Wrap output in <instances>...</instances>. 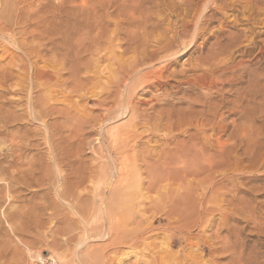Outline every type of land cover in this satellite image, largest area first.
Here are the masks:
<instances>
[{
    "label": "rangeland",
    "instance_id": "1",
    "mask_svg": "<svg viewBox=\"0 0 264 264\" xmlns=\"http://www.w3.org/2000/svg\"><path fill=\"white\" fill-rule=\"evenodd\" d=\"M7 1L10 3V0H0V33L2 35H0V254H5L6 256L3 257L4 260L0 258V264H4L6 261V264H74L73 256L71 257L74 251L80 257L85 258L92 249L93 251H99L111 245V241L116 239L115 234L109 232L108 237L99 238L105 221L102 222L103 219L99 214L97 215L98 218H93L92 216V211L95 212L96 208H99V206L101 208L103 204L105 206L106 198L110 193L108 190L109 181H102L99 178L100 174L98 175L99 170L97 172V169L103 166L104 162L110 165L106 157H101L106 155L104 144L108 145L107 133L114 128L126 126L128 123L130 129L133 124L131 129L133 130V135L134 133L137 134L133 136L134 140L131 137L129 140H126L128 141L126 142L127 145L125 142H122L121 146L124 144L125 147L122 146L124 148L122 151L124 154L126 153L125 155L128 153L130 159L136 157L134 165L138 164L139 166H136L137 170L131 179L133 181L130 182V185H136V188L131 187V192L136 191L142 197H136L135 200V197L133 198L134 211L132 218H130L129 222L123 223L125 226H121V237H125L130 242L124 246L118 245V248H116L119 252L117 253L112 252L115 249V246L112 245L109 248L110 250L108 249L109 251L106 250L101 254L96 253L100 260L97 264H104L106 260H109V264H149L150 261L152 262V259L159 264L160 261L158 260H161L162 264L165 263L168 254H162L163 251L161 250L166 237L170 236L169 232L166 231L167 228H172V232L177 233L178 237H182V234L177 232L176 228L188 225V229L190 226V230L191 228L192 230H188L185 233L191 238H197L198 233L202 232V229H198L195 226L197 217L198 219L201 217L200 212V214H195L194 218L197 216L195 219L180 222L177 221L178 215L169 216L165 214L171 205L169 199L165 196L177 195V191L179 190L182 193L185 191V195H188V192H190L195 199H203L201 204L206 203L207 208L206 204L205 208L212 211H210V215L212 214V217L216 221L210 227L208 224V228L200 234L203 236V240L206 239L209 244L216 242L213 244L218 246L217 235L225 237V235H229L227 231L230 227H236L237 231L240 230L241 241L246 243L242 249L243 259L245 260L241 264L264 263V24L261 26V24L257 23V21H260L259 18L262 14L261 20L264 19V12L258 14V12H237L230 9L225 11L227 15H225L223 21H220V16L214 18V21L205 26L206 29L202 31L203 36L195 39L194 48L180 56L169 67V73L166 74L168 77L164 80L168 82V86L150 90L147 88L146 93L136 92L134 95L128 96V104H131L132 108L135 107L133 117L129 114L130 116L115 119L117 114L111 117L107 115V110L110 109L112 103L115 101L114 94L116 90H112L116 89L117 86L115 84V76L125 71L127 67L125 65L130 62L127 59L133 56L129 48L136 44L135 39H138V34L139 39L144 35L146 29L144 26L150 28V24L152 26L157 25L155 19L157 22L158 20L162 21L160 24L164 22V19H169L163 23L164 28H167L168 24L174 25L175 21L179 22L177 25V27L179 26V29L177 28L178 33L183 34L185 32V35L181 38L183 39L182 41L190 43L192 37L197 34L199 29L198 21H201V17H199L198 12H210L211 10L221 8L222 3L241 1L243 3L245 0H220L217 5H210L211 3L207 2L209 4L207 7L204 6L201 0H186L187 4H190L189 1H192L191 6L186 5L183 0H11L10 4L12 5L8 4L9 7H12H10L11 10L6 6ZM176 2L179 5L180 3L185 5L179 6ZM184 7L189 8L185 10L183 9ZM5 9H8V11ZM236 9L241 10L240 7H236ZM179 10L186 11L187 13L185 12L184 15L178 16ZM3 12H5V16ZM162 12H165V14ZM170 12H176L177 14L175 13L170 16ZM245 13L247 15H244ZM251 14H253V17L256 16V22L254 20L248 21V16ZM185 15L186 18L184 19ZM160 16L163 18H161L162 20L158 18ZM235 18H238V20ZM151 20H154L153 23L155 22V24H152ZM235 21L239 22L236 23ZM181 22L182 24L187 22L189 28L183 29ZM137 23L146 24L142 26ZM117 24H121L120 27ZM137 25H139L138 28H136ZM254 25H260V27ZM143 28H145L144 31H142ZM136 29L140 32H137ZM132 31H134V35ZM245 31L250 35L255 33V38L254 35L250 37L248 34L247 36ZM236 32L239 33L237 34ZM158 33H161V31L157 32L156 35ZM233 33L235 36L238 35L242 43L239 44L238 49L232 47V52L234 53L232 57L223 60V58L227 57V52L232 46L231 39L226 35L230 34L232 38ZM131 34L137 37H133ZM172 34H170V37ZM244 34L248 37V40L251 38L249 41L253 38L255 39L254 43L257 41L256 47L254 46L255 51L251 53L252 55L250 54L251 56L246 54L241 55L242 52L238 51L240 48L241 50L250 48L249 45L251 44L246 40ZM260 34L262 35L261 37ZM234 35L233 38L235 37ZM219 37L220 40L222 39L220 42L218 41ZM226 40H228V43H231L230 46ZM65 41H68L67 47ZM224 41L226 43H223ZM213 44L215 47H213ZM56 47L61 48L59 53L52 51ZM209 48H213V50ZM214 48L215 50L218 49L219 54H225V57L224 55L220 56L217 51H214ZM153 49L155 50L156 48L150 47L151 52ZM235 49L236 51H234ZM219 50L224 52L221 53ZM69 52L71 55H67ZM215 54H218V56H214ZM219 56V60L222 59V62H226H224L225 65L222 63L221 67L215 66L214 70H217V67L218 70L212 73L213 79L210 76L208 77V84H210L212 89H209V85H200L199 88L196 86L195 91L189 89V94L187 93L185 98L183 97L184 99L187 98V102L186 100H178L179 97L182 98L181 96H184L179 95L182 94L180 92L175 96L177 100L172 99V101L169 99L172 96H167L168 93H177L178 89L185 90L187 87V84L182 81L185 80V76H180V79L179 77L172 79L170 73L177 70L178 72L176 71V73L178 74L179 70L183 71L182 69H184L186 71V68L187 72L192 71L194 66L199 63L200 57L203 60L207 57L206 63L208 61L212 62L213 69V65L221 62L219 60V62L213 61V59L217 60ZM234 57L235 59L233 60ZM211 58H213L212 61ZM73 59L77 63L80 62V65L82 63V67L79 65L80 69L78 72L80 74L77 73L79 77L71 74V66L74 64ZM78 60L80 61L78 62ZM242 60L246 62L244 61V63ZM246 63L247 69L250 67V69L254 70L253 68H255L258 71V73L256 72L258 74V78L256 77L257 81L252 78L249 79V75L246 73L248 71H246L247 69L245 70ZM232 64L237 68L235 69V66ZM249 64H256L257 67L255 65H253L254 67L250 66ZM191 67L192 69H190ZM205 67V69H210L207 64ZM110 69H113V71L111 72ZM262 70L263 72H261ZM218 71L219 73H217ZM215 72L217 75H215ZM239 72H242L241 76ZM194 73L196 74L197 72H189L187 74L190 75L187 76L186 74V76L192 78ZM199 73L201 74V71H198L196 75H200ZM239 76L243 77V79ZM84 78L87 81H82ZM209 79L212 81L210 80L211 82H209ZM44 82L47 84H44ZM179 82L180 88H176L175 86ZM39 83L41 84L39 85ZM48 83L50 84L48 85ZM213 83L218 86H215ZM258 85L260 86L258 87ZM43 86L46 87V90L48 88V90L45 91V87ZM201 88L204 89L202 90ZM202 92L203 94L201 95ZM239 94H242L241 96L244 100ZM200 95H206L207 97L205 96V98L209 99L202 100ZM166 97H169L168 99L173 102L172 105H178L174 108L175 110L163 106L164 102L162 103L161 101L164 98L166 100ZM192 98L196 101L200 100L199 103L202 101L201 103L205 107L198 102H196L198 103L196 105ZM240 98L243 101L241 104L238 103ZM155 99L161 101L157 102ZM39 100H41L40 103L42 104L39 103ZM207 100H211L212 102H207ZM213 102L214 104L217 103V106L216 104H212ZM207 103L208 105L211 104V107L214 105V109L218 105H222L219 111L220 116L212 119L211 117L213 116L210 115L212 111H209L212 108ZM190 105H193V111H190ZM40 106L42 110H40ZM162 106L164 109L160 110V108H163ZM186 107L189 108L186 109ZM177 108H179L177 111L179 113L176 112V114H179L181 118L184 119L185 116L182 117L180 114L183 112L184 115V110H188L187 113L191 115L190 113L192 112L191 116L196 121L191 119L192 117L190 116L191 122L185 119L187 121L184 120L182 123H185V125H182L179 121L181 118L174 114ZM172 109L173 119L177 118L172 119L171 123L174 125H176L175 123L178 124V126L176 125L179 128H176L177 130L175 126L166 129L170 122H165L167 119L163 117L164 115L160 114L161 112L168 111H170L168 112L170 114L172 113ZM195 110L199 111L200 114L202 112L209 113L208 118L214 124V127L216 129L223 127V129L214 132L212 125L205 127V129H202L203 131L197 132L196 129L202 125V121L200 118L198 119L197 116L199 114H197L198 112L195 113ZM193 112L195 115H193ZM157 114H159L158 118L161 120H158ZM189 115L187 116L189 117ZM144 119H147L148 123L146 122L145 124ZM159 121H161V124L163 123V129L159 132L152 130L156 122L158 124ZM189 125L191 128H187ZM195 125L199 126L193 127ZM202 132L204 133L200 134ZM194 133H196L199 141L191 139L195 136ZM212 134H215V136L211 139ZM168 136L169 138H167ZM186 139L187 143L185 142ZM175 141L176 144L181 143L180 145L184 144L185 147L191 144L188 149L193 148L192 150L190 149L193 153L194 150H198L194 154L200 152L199 154L203 157L202 159L201 155L193 157L194 161L191 160L192 157H190L191 159L189 157L188 159L183 158L182 161L184 163L188 161L186 165L184 164L182 171L180 170L181 164L183 165L182 162L181 164L179 163L180 165H177V163L174 167L172 166L173 171H175L173 175L180 173L181 177L179 175V178L176 175L178 180L174 176L175 180H173L174 177L173 179H167L165 182L159 183L158 186V181L154 180V176L151 173L167 169L162 159L167 158V156L165 155L166 157H164L162 153L168 155L169 150L171 151L172 149L174 151V148H179L180 145L175 147ZM196 144H198L197 147L200 146L205 150L207 154L200 147L198 149ZM223 148L225 149L224 156L222 158L216 157L217 155L220 156L219 151ZM162 150L163 152H161ZM144 158L147 159L145 161L149 167L144 165L146 164L143 161ZM112 159H114V156L111 158V161ZM160 159L162 160L159 163ZM184 159L186 160L184 161ZM151 160L154 163L158 162L157 164L161 168L156 167ZM115 161L118 163L116 159ZM188 162H194V164H189ZM197 166L199 168H196ZM184 169L185 171L190 169L192 173L194 170L196 172L194 171L191 174L190 170L185 172ZM178 171L185 173H178ZM91 174L95 178L93 183L92 180L89 183L90 179H88L89 181L85 180ZM98 179L101 180V182L99 181L100 183H98ZM151 181L157 183L153 192H149L148 190ZM97 187L102 195L95 199L93 192ZM181 191L179 192L181 193ZM211 192L213 193L211 194ZM161 194L164 197L159 202L158 197ZM175 198L181 199L180 197ZM91 201H95L97 204L94 206ZM199 208L201 210L204 208V205L203 207L199 206ZM223 215L224 219L226 220L227 218L228 220H223V223L229 227L226 225L227 229L221 226ZM83 219L87 220L86 222L90 226L96 225L98 230L94 234L83 232L77 240L82 242V244L80 243L78 246H75V242L77 241L73 240V243H71L72 234H68V232L70 229L76 228L77 225H81ZM93 227L96 228L95 226ZM219 229L220 232L218 233ZM191 242L195 244L196 239L191 240ZM169 250L172 253L171 257H175L176 261H178L179 257L182 258L183 255L189 258H192L193 255L190 250L189 252L184 251L187 254L184 253L180 246L170 248ZM134 253L140 255L137 257ZM218 253L219 255L216 252L214 258L220 256V260L217 261L218 258H215L216 263L214 264H217L219 261L220 264H230L228 253ZM104 254H106V258ZM203 254L205 256V253ZM159 257L160 259L157 260ZM110 258L113 260L111 261ZM163 259L165 261H162ZM187 261L189 262L188 264L193 263L190 259H187ZM200 261L201 259L197 260L198 263ZM184 263L186 262H182V264ZM85 264L94 263L88 261Z\"/></svg>",
    "mask_w": 264,
    "mask_h": 264
},
{
    "label": "bare ground",
    "instance_id": "2",
    "mask_svg": "<svg viewBox=\"0 0 264 264\" xmlns=\"http://www.w3.org/2000/svg\"><path fill=\"white\" fill-rule=\"evenodd\" d=\"M184 2H185V4L186 5H192V1H189V3L190 4H187L186 3V0H183ZM201 1H203V3H204V6L205 7H207V5H209L208 3H211L210 5H217V3L218 2H220V0H201ZM13 2V1H12ZM182 2V1H181ZM208 2V3H207ZM10 3H11V0H10ZM8 1H7V3H6V6L7 7H9V5H12V4H10ZM37 3V2H36ZM202 3V2H201ZM9 4V5H8ZM176 4H177V2H176ZM185 4H181L180 3V5L182 6V5H185ZM220 4V3H219ZM218 4V5H219ZM177 5H179V4H177ZM179 5V6H180ZM221 5V4H220ZM219 5V6H220ZM5 6V7H6ZM175 6V5H174ZM193 6H194V4H193ZM192 6V7H193ZM200 6V5H199ZM4 7V6H3ZM11 7V6H10ZM9 7V9L11 10V8ZM176 7H178V6H176ZM210 7V6H209ZM212 7V6H211ZM221 8H217L216 10H211L210 12H198L199 14V17H201V21H198V24H199V29H198V32H197V34H195L193 37H192V39H191V41H190V43L189 42H184V41H182L183 39H181L185 34V32H183V34H180V33H178V31H177V28L179 29V26L177 27V25L179 24V22H176L175 21V24L174 25H171V24H168L166 27L167 28H164L163 27V23H165L166 21H168L169 19H164L163 21V23L162 24H160L161 22L158 20V22L156 21V19H155V22H156V24L157 25H155V26H152L150 23V28H148V26L146 27V26H144L145 28H143V30L142 31H144V29H145V33H144V35L139 39V34L137 35L138 36V39L136 38H133V39H135L134 41H135V45H133V46H131L130 48H129V51L133 54V56H131L130 57V59L128 58L127 60L129 61L130 60V62L129 63H127L126 65H125V62H124V65L125 66H127L126 67V69H125V71L123 72V73H119L118 74V76H115V84L117 85L116 86V89H112V90H116L115 91V94H114V96H115V101L112 103V105H111V107H110V109H108L107 110V115H108V117H111L112 115H115V114H117V117L115 118V119H119V118H123V117H125V116H128L129 114L131 115V117H133L132 115H133V112H134V108H132L130 105L131 104H128V96H130V95H134L136 92L137 93H140V92H143V93H146L147 92V88L150 90V89H154V88H162V87H164V86H168V82L167 81H164V80H166L167 79V77L168 76H166V74H168L169 72V67H171V65H173L175 62H176V60L180 57V56H182V55H184V54H186L187 52H189L192 48H194V41H195V39H197V38H199V37H201V36H203V33H202V31L203 30H205L206 28H205V26L206 25H208V24H210V22H212V21H214V18H217V16H220L221 17V19H220V21H223L224 20V18H225V15H227V14H225V11L226 10H233V11H237V12H258V14L261 12H264V0H245L243 3H242V1L241 2H232V3H229V2H227V3H222V6H220ZM236 7H240L241 8V10H237L236 9ZM175 8V7H174ZM186 8H189V7H186ZM186 8L184 7L183 9H185L186 10ZM195 8V7H194ZM193 8V9H194ZM215 8V7H214ZM226 8V9H225ZM177 9V8H176ZM206 9V8H205ZM6 11H8V9H5ZM184 10V11H185ZM192 10V9H191ZM207 10V9H206ZM205 10V11H206ZM2 11H4V10H2ZM5 11V12H6ZM176 11V10H175ZM181 11V12H180ZM189 12H190V10H188ZM5 12H3V14L5 13ZM177 12V11H176ZM176 12H170V16L173 14H175ZM180 12V13H179ZM179 12H178V16H182V15H184L185 14V12H183L182 10H179ZM220 12V13H219ZM224 12V13H223ZM6 13H8V12H6ZM162 13H164L165 14V12H162ZM168 13V12H167ZM187 13V12H186ZM159 14V13H158ZM161 14V13H160ZM189 14V13H188ZM205 14V15H204ZM7 15V14H6ZM166 15H168V14H166ZM244 15H247L246 13L244 14ZM263 15V14H262ZM262 15H261V17H262ZM4 16H5V14H4ZM157 16V15H156ZM188 16V15H187ZM190 16V15H189ZM259 16V15H258ZM154 17V16H153ZM153 17H151V18H153ZM165 17V16H164ZM167 17H169V16H167ZM174 17V16H173ZM198 17V18H199ZM247 17V16H246ZM253 14H251L250 16H248V21H251V20H254L255 22H256V16L255 17H253ZM261 17L259 18L260 19V21H257V23L258 24H261V26L264 24V19H262L261 20ZM151 18H149V19H151ZM158 18H162L161 16L160 17H158ZM182 19H183V17H181ZM186 18V15H185V17H184V19ZM189 18V17H188ZM231 18V17H230ZM163 19V18H162ZM161 19V20H162ZM236 20H238V18H235ZM234 19V20H235ZM187 20V19H186ZM152 21V22H151ZM150 22L152 23V24H155V22L153 23V21L154 20H151ZM179 21V20H178ZM182 21H184V20H182ZM189 21V20H188ZM136 22V21H135ZM149 22V21H148ZM171 22V21H170ZM236 22V21H235ZM239 21H237L236 23H238ZM254 22V23H255ZM118 23V22H117ZM133 23V22H132ZM137 24H140V23H137ZM146 24V23H145ZM145 24H143V25H145ZM148 24V25H149ZM227 24V23H226ZM241 24H242V22H241ZM245 24V23H244ZM248 24V23H247ZM121 25V24H120ZM120 25H118L117 24V26H119L120 27ZM140 25H142V24H140ZM142 25V26H143ZM166 25V24H165ZM164 25V26H165ZM138 26L139 25H137V27L136 28H138ZM152 26V27H151ZM254 26H259L260 27V25H254ZM1 27V26H0ZM116 27V26H115ZM181 27L183 28V29H188L189 28V25L187 24V22L186 23H183L182 24V22H181ZM3 28V27H2ZM5 28V27H4ZM118 28V27H117ZM170 28V29H169ZM191 28V27H190ZM208 28V27H207ZM140 29H142V28H140ZM151 29V30H150ZM263 29V28H262ZM2 30V29H1ZM118 30H120V29H118ZM150 30V31H149ZM247 30H249V29H247ZM251 30V29H250ZM252 30L253 31H255L253 28H252ZM135 31V30H134ZM134 31H132L133 32V35H134ZM136 31H137V29H136ZM136 31H135V33H136ZM159 31H161V33H158V35H156L157 34V32H159ZM257 31V30H256ZM137 32H140V31H137ZM251 32V31H250ZM142 33V32H141ZM171 33H173L172 34V36L170 37V34ZM235 33V32H234ZM234 33L232 34V38L230 37L231 35L230 34H228V35H226V36H229L228 38H230L231 39V43H232V46H231V49L230 50H228V55H227V53H226V55H227V57L226 58H223V60L224 59H227L228 57H232L233 56V50H232V47H234V48H237V47H239V44H241L242 42H240V39H239V37H238V35L237 36H235L234 35ZM237 34L239 33V32H236ZM245 33H246V31H245ZM188 34V33H187ZM186 34V35H187ZM222 34V33H221ZM226 34V33H225ZM247 34V33H246ZM249 34V33H248ZM248 34H247V36H248ZM255 33H253V35H254ZM0 35H1V33H0ZM63 35V34H62ZM132 35V34H131ZM132 35V36H133ZM141 35V34H140ZM233 35L235 36L234 38H233ZM245 35V34H244ZM252 34L250 35L249 34V36L250 37H252L253 36ZM2 36V35H1ZM64 36V35H63ZM137 36H133V37H137ZM220 36V35H219ZM225 36V35H224ZM246 36V35H245ZM246 36V40H248V37ZM262 35L260 34V37H261ZM186 37V36H185ZM184 37V38H185ZM187 37H188V35H187ZM221 37V36H220ZM220 37H219V42L220 41H222V39L220 40ZM249 37V38H250ZM257 37H259L258 35H257ZM61 38H62V36H61ZM190 38V37H189ZM218 38V37H217ZM224 38H226V37H224ZM240 38H242V37H240ZM254 38H255V35H254ZM252 39L251 41H249V43L251 44V45H249L250 46V48L248 47V48H245V49H242L241 50V48L238 50L239 52H242L241 53V55H250L253 51H255L254 50V48L256 47L255 46V44L257 43V41H256V43H254V40L255 39ZM263 38V37H262ZM66 39H68V38H66ZM187 39V38H186ZM186 39H184V40H186ZM259 39V38H258ZM264 39V38H263ZM262 39V40H263ZM19 40V39H18ZM62 40H63V38H62ZM61 40V41H62ZM245 40V39H244ZM17 41V40H16ZM209 41V40H208ZM228 40H226V42H227ZM247 41V42H248ZM264 41V40H263ZM13 42H14V40H13ZM198 42V41H197ZM216 42V41H215ZM219 42H217V43H219ZM225 41L223 42V43H226ZM12 43V42H11ZM15 43V42H14ZM68 43V41L66 42L65 41V45ZM206 43V42H205ZM222 43V42H221ZM230 42L228 43L227 42V44L230 46V44H231ZM17 44H18V42H17ZM227 44H225L228 48H229V46L227 45ZM14 45V44H13ZM20 45H22V44H20ZM223 46H224V44H222ZM222 45H219V46H222ZM17 46V45H16ZM18 46H19V44H18ZM63 46H64V44H63ZM247 46H248V44H247ZM252 46V47H251ZM255 46V47H254ZM260 46V45H259ZM66 47H67V45H66ZM150 47H154V48H156L155 50L153 49V51L151 52L150 51ZM205 47V46H204ZM213 47H215L214 46V44H213ZM226 47V48H227ZM246 47V46H245ZM257 47H258V45H257ZM19 48V47H18ZM21 48V47H20ZM217 48H219V47H217ZM223 48H225V47H223ZM17 49V48H16ZM61 48H59V47H56V48H54V50H52L53 52L55 51V52H58L59 53V50H60ZM199 49V48H198ZM209 49H212L213 50V48H209ZM209 49L207 50L208 51V55H209ZM238 49V48H237ZM259 49H260V47H259ZM21 50V49H20ZM152 50V49H151ZM201 50V49H200ZM218 50V49H217ZM217 50H215V48H214V51H217ZM221 50H223L222 48H221ZM221 50H219L220 52H221ZM258 50V49H257ZM234 51H236V49L234 50ZM200 52H202V51H200ZM222 52H224V51H222ZM221 52V53H222ZM204 53V52H203ZM212 53V52H211ZM216 53V52H215ZM217 53L219 54V52L217 51ZM60 54H61V52H60ZM63 54V53H62ZM70 54V52L69 53H67V55H69ZM123 54H124V52H123ZM214 54V53H213ZM212 54V55H213ZM218 54H215L214 56H218ZM236 54V53H235ZM253 54H255V53H253ZM59 55V54H58ZM67 55H65V56H67ZM71 55V54H70ZM79 55V54H78ZM127 55V54H126ZM220 56H223L224 55V57H225V54H223L222 53V55L221 54H219ZM238 55V54H237ZM237 55H235L236 57H237ZM252 55V54H251ZM250 55V56H251ZM63 56V55H62ZM79 56H81V55H79ZM205 56H207V55H205ZM210 56H211V54H210ZM213 56V57H214ZM220 56L218 57V59L217 60H214L213 58H211V61H212V59H213V61H218L219 60V58H220ZM239 56H240V54H239ZM247 56V57H248ZM258 56V55H257ZM212 57V56H211ZM245 57V56H244ZM243 57V58H244ZM66 58V57H65ZM208 58H209V56H208ZM241 58V57H240ZM78 59V58H77ZM76 59V60H77ZM124 59V58H123ZM200 60L198 61L199 63H197V65H195L194 66V69L192 70V71H189V72H194V71H196L197 73H198V71H201V74L200 75H196L195 73L193 74V76H194V78H193V76H192V78L190 77H187L188 75H190V74H187V73H189V72H187V68L185 69L186 71H184V69H182L183 71H181V70H179V73L177 74L176 73V71H174L173 73H170V76H171V78L173 79V78H175V77H179V79H180V76H185V80H182V81H184V83L185 84H187V87H186V89L184 90V89H178L176 92L177 93H168L167 94V96H172V98H169V99H176L175 98V96H176V94L178 95V93L180 92V93H182V94H179V95H184V96H181L182 98H178V100L179 101H183V100H186V99H184L185 98V95H187V93L188 92H190L189 91V89H191V91H193L194 89H196L195 87L196 86H198V88H199V86L201 85V86H210V84H208V77L210 76V78L212 77L211 75H212V73L214 72V71H217L218 70V67H221V64L223 63V65H225L224 64V62H226V61H224V62H222L221 60H219V61H221V62H219L217 65H213L214 67H213V69H212V65H211V63L212 62H210V61H208L207 63H206V61H207V57H205L204 58V60L203 59H201V57L199 58ZM210 59V58H209ZM216 59V58H215ZM229 59H231V58H229ZM235 59V57L233 58V60ZM256 59V58H255ZM74 60V59H73ZM81 60V59H80ZM80 60H78V62L80 61ZM197 60H198V58H197ZM196 60V61H197ZM257 60V59H256ZM100 61V60H99ZM125 61V60H124ZM231 61V60H230ZM243 61V60H242ZM241 61V63H243ZM54 62V61H53ZM73 62V61H72ZM82 62V61H81ZM232 62V61H231ZM230 62V63H231ZM236 62V61H235ZM246 62V61H245ZM244 62V63H245ZM252 62V61H251ZM259 62H261V61H259ZM55 63V62H54ZM74 64H72V66H71V74L73 75H77V73H79L78 71H79V69H80V66L82 67V63H81V65H80V62L79 63H77V61H75L74 60V62H73ZM257 63V62H256ZM57 64V63H56ZM207 64V66H208V68H210L209 70L208 69H205L206 67H205V65ZM214 64V63H213ZM229 64V63H228ZM235 64V63H234ZM234 64H232L233 66H235ZM66 65V64H65ZM80 65V66H79ZM210 65V66H209ZM231 65V64H230ZM245 65V64H244ZM250 65V64H249ZM248 65V66H249ZM253 65H255L256 66V64H253ZM252 64L250 65V66H253ZM215 66H218L217 67V70L215 69L214 70V68H216ZM238 66H240V65H238ZM246 68H245V70L247 69V63H246ZM205 67V68H204ZM225 67V66H224ZM232 67V66H231ZM242 67V66H241ZM244 67V66H243ZM254 67V66H253ZM257 67V66H256ZM259 67V66H258ZM52 68V67H51ZM109 68V67H108ZM232 68H234V67H232ZM237 67L235 66V69H236ZM261 68V67H260ZM260 68H258V69H260ZM52 69H54V68H52ZM190 69H192V67L190 68ZM189 69V70H190ZM222 69V68H221ZM230 69V68H229ZM235 69H233V70H235ZM240 69V68H239ZM238 69V70H239ZM254 70H255V68H253ZM70 70V69H69ZM84 70V69H83ZM111 70V72L113 71V69H110ZM115 70V69H114ZM219 70H220V68H219ZM224 70V69H223ZM231 70V69H230ZM229 70V71H230ZM254 70H252V68L250 69V67H248V69L246 70V71H248V72H246L248 75H249V79L250 78H252V79H254V80H256L257 81V76H258V71H254ZM261 70V69H260ZM119 71V70H118ZM221 71V70H220ZM224 71H226V70H224ZM228 71V70H227ZM55 72V71H54ZM53 72V73H54ZM58 72V71H57ZM108 72H110V71H108ZM178 72V71H177ZM222 72V71H221ZM243 72V71H242ZM241 72V73H242ZM257 72V73H256ZM261 72H263V70L261 71ZM217 73H219V71L217 72ZM224 73V72H223ZM240 73V72H239ZM241 73H240V76H241ZM80 74V73H79ZM186 74H187V76H186ZM192 74V73H191ZM30 75V74H29ZM215 75H217L216 74V72H215ZM243 75V74H242ZM245 75V74H244ZM53 76H55V75H53ZM58 76H59V74H58ZM78 76V75H77ZM77 76H76V78H77ZM169 76V77H170ZM222 76V75H221ZM239 76V77H240ZM264 76V75H263ZM26 77V76H25ZM73 77V76H72ZM79 77V76H78ZM110 77V76H109ZM225 77V76H224ZM257 77V78H256ZM83 78V77H82ZM81 78V79H82ZM182 78V77H181ZM214 78V76L212 77V79ZM216 78V77H215ZM240 78H242L243 79V77H240ZM81 79H80V81H81ZM109 79V78H108ZM29 80V79H28ZM37 80V79H36ZM79 80V79H78ZM88 80H89V78H88ZM211 79H209V82H211L210 81ZM216 80V79H215ZM29 81H31V80H29ZM82 81H87L85 78L82 80ZM170 81V80H169ZM225 81V80H224ZM250 81V80H249ZM241 82V81H240ZM248 82V81H247ZM252 82V81H251ZM38 83V82H37ZM36 83V84H37ZM46 82H44V84H45ZM109 83V82H108ZM107 83V84H108ZM178 83V82H177ZM182 83V82H181ZM215 83H217V82H215ZM215 83H213L214 85H215ZM41 83H39V85H40ZM47 84V83H46ZM50 83H48V85H49ZM114 84V85H115ZM176 84V83H175ZM183 84V83H182ZM213 84H212V86H213ZM47 85V86H48ZM51 86V85H50ZM215 86H218L217 84L215 85ZM260 85H258V87H259ZM43 87H45V86H43ZM52 87V86H51ZM176 88H180V82H179V84L178 85H176L175 86ZM189 87V88H188ZM246 87V86H245ZM40 88V87H39ZM111 88V87H110ZM114 88V87H113ZM141 88V89H140ZM143 88V89H142ZM174 88V87H173ZM172 88V89H173ZM185 88V87H184ZM211 88V86L209 87V89ZM257 88V87H256ZM45 89V91H47L48 90V88H47V90H46V87L44 88ZM202 89V88H201ZM204 89V88H203ZM202 89V90H203ZM212 89V88H211ZM122 90V91H121ZM137 90H139V91H137ZM174 90V89H173ZM176 90V89H175ZM208 90V89H207ZM195 91V90H194ZM113 93H114V91H112ZM173 92V91H172ZM209 92V91H208ZM217 92V91H216ZM52 93V92H51ZM193 93V92H192ZM195 93V92H194ZM189 94V93H188ZM196 94H198L197 92H196ZM200 94V93H199ZM203 94V92L201 93V95ZM110 95V94H109ZM193 95V94H192ZM200 95V97L202 98V100H206V99H209V98H205V96L203 95V96H201ZM210 95V94H209ZM209 95H208V97H209ZM240 95V94H239ZM242 95V94H241ZM240 95V97L241 98H243L242 96ZM112 96V95H111ZM114 96H112V97H114ZM194 96V95H193ZM196 96V95H195ZM245 96V95H244ZM184 97V98H183ZM188 97V96H187ZM192 97V96H191ZM207 97V96H206ZM211 97V96H210ZM239 97V96H238ZM167 98V97H166ZM166 99L165 100V98L164 99H162V101L161 100H158V101H161L162 103L164 102V104H163V106L166 108V107H169V108H175V107H177L176 106V104L175 105H172L173 104V100L172 101H170L169 99ZM197 99H198V97H196ZM241 98L239 99V101H238V103L239 104H241L243 101L241 100ZM42 99H46V98H42ZM50 99H51V97H50ZM64 99H65V97H64ZM152 99H153V97H152ZM190 99V98H189ZM193 99V98H192ZM191 99V100H192ZM43 100V101H44ZM156 100V99H155ZM177 100V99H176ZM194 100V99H193ZM235 100V99H234ZM241 100V101H240ZM243 100H244V98H243ZM42 101V102H43ZM130 101V100H129ZM157 101V100H156ZM157 101V102H158ZM188 100H186V102H187ZM200 101V100H199ZM199 101H196V100H194V102L196 103V102H198L199 103ZM210 102L211 100H207V102ZM41 102V100H39V103ZM185 102V103H186ZM189 102H191L190 100H189ZM189 102H188V104H189ZM202 102V101H201ZM199 103L200 105H202V103ZM212 102V101H211ZM44 104H46L45 102H43ZM49 103V102H48ZM51 103V102H50ZM179 103V102H178ZM182 103V102H181ZM194 103V104H195ZM198 103H196V105L198 104ZM204 103V102H203ZM40 104H42V103H40ZM183 104V103H182ZM187 104V103H186ZM191 104V103H190ZM193 104V105H194ZM206 104V103H205ZM212 104H214V102L212 103ZM216 104V106H217V103H215ZM214 104V105H215ZM220 104H221V102H220ZM192 105V106H193ZM207 105H208V103H207ZM213 105V107H211L212 105L210 104V105H208L210 108H212L211 110H209L211 113H210V115L211 116H213V117H211L210 115V117L212 118V119H214V117H218V116H220V114H219V111H220V109H221V106H219L218 105V107L217 108H215L214 109V106ZM39 106V105H38ZM42 106V105H41ZM41 106H40V110H42V108H41ZM46 106H48V105H46ZM162 106V107H163ZM180 106V105H179ZM191 105H190V111L192 110V107ZM195 106V105H194ZM202 106H204V105H202ZM156 107V106H155ZM164 107L163 108H160V107H158V108H160V110L161 109H164ZM205 107V106H204ZM208 107V108H209ZM220 107V108H219ZM189 107H186V109H188ZM209 108V109H210ZM239 108V107H238ZM43 109H44V107H43ZM155 109V108H154ZM173 109H172V113H170V114H168V112H170L171 111V109H170V111H168V110H166V111H168V112H161L160 113V110H159V113L160 114H162V116L163 117H165L166 119H163V120H166L165 122H167L168 121V123H169V126L168 127H166V129H168V128H173L174 126H175V129L177 128V129H179L177 126H178V124L177 123H175L176 125H174L173 123H171V120L173 119ZM178 109L179 108H177L176 109V111H174L175 113V115H177V116H179V114H176V112L178 111ZM194 109V108H193ZM206 109H207V106H206ZM214 109V110H213ZM45 110V109H44ZM43 110V111H44ZM175 110V109H174ZM203 110V109H202ZM240 110V109H239ZM185 111V113H184V115H183V112L180 114V115H182V117L183 116H185V118L183 119V118H181V116H179L181 119H183V120H181L179 117V121L182 123L185 119H187V120H189L190 121V118L192 117L191 115H192V112L190 113V111H189V113L191 114V115H189L188 113H187V111L188 110H184ZM193 111V110H192ZM196 112L195 113H197V114H199L197 117H198V119L200 118V120L202 121V125L200 126V127H197V126H199V125H195V126H193V127H197L198 129H196L197 130V132H200V131H203L202 129H205V127H207V126H212L213 125V127H212V130L214 131V132H217L218 130H222L223 129V127H220V128H215L214 127V124L213 123H211V121L209 120V118H208V114L209 113H199V111H197V110H195ZM203 111H205V110H203ZM208 111V110H207ZM208 111V112H209ZM33 112H34V110H33ZM243 112V111H242ZM40 114H41V112H39ZM132 113V114H131ZM177 113H179V112H177ZM187 113V114H186ZM194 113V112H193ZM195 113L193 114V115H195ZM129 115V116H130ZM158 116H157V118L159 117V114H157ZM166 115V116H165ZM187 115H189V117L187 116ZM155 116V115H154ZM161 116V115H160ZM191 116V117H190ZM195 116V118H197ZM36 118V117H35ZM157 118H155V119H157ZM162 118V117H161ZM175 118H177V117H175ZM174 118V119H175ZM189 118V119H188ZM112 119V118H111ZM110 119V120H111ZM114 119V120H115ZM134 119V118H133ZM132 119V120H133ZM154 119V118H153ZM160 118H158V120H159ZM173 119V120H174ZM191 119H194L193 117L191 118ZM138 120V119H137ZM145 120V119H144ZM161 120V119H160ZM172 120V121H173ZM187 120H185V121H187ZM195 120V119H194ZM220 120V119H219ZM178 121V122H179ZM196 121V120H195ZM222 121V120H221ZM102 122V121H101ZM146 122H147V119L145 120V124H146ZM150 122V121H149ZM158 122V121H157ZM157 122H156V125L155 126H153V128H152V130H155V131H160V130H162L163 128H162V125H163V123L161 124L160 122L161 121H159V123L157 124ZM191 122V121H190ZM193 123H194V121H192ZM199 122V121H198ZM198 122H196V124H198ZM148 123V122H147ZM154 123H155V120H154ZM219 123V122H218ZM166 124V123H165ZM180 124V123H179ZM188 124V123H187ZM191 125H193L192 123H190ZM133 125V124H132ZM132 125H131V129H132ZM136 125H138V124H136ZM182 125H185V123L183 124L182 123ZM187 126V125H186ZM137 127V126H136ZM146 127V126H145ZM179 127H181V126H179ZM190 127V125L187 127V128H189ZM191 128V127H190ZM130 129V125H129V123H128V125H126V126H121V127H118V128H114L113 130H111V131H109L108 133H107V136H108V145L107 144H104V146H105V153H106V155H104V156H101L102 158H104V157H106L107 158V160H109L108 162L110 163V165L106 162H104L103 164V166H100L99 167V169H97V172H98V170H99V173H98V175L100 174V179L102 180V181H105V182H108V190H109V195L107 196L105 193V195L107 196V201H106V203H105V206H104V204L101 206V208H100V206H99V208H96V207H94L95 206V204H97V203H95V201L94 202H92V204H94V206L93 205H91V206H93L94 208H96V211L94 212V211H92L93 212V218L95 217V218H98V214H99V216L101 215V218L103 219L102 220V222H104L105 221V223H104V225H103V227H102V231H101V234H100V232H99V234H100V237L99 238H104V237H108V234H109V232H113L114 234H115V238L116 239H114V240H112L111 241V245L112 246H115V249L112 251L113 253H117V252H119V250L117 249L118 248V245L119 246H124V245H127L130 241L129 240H127L125 237H121V235H122V229H121V226L123 225V223H125V222H129L130 221V218H132V214H133V211H134V205H133V198H134V200L136 199V197L138 198V197H142V195H139V193H137L136 191H134V192H131V187H134V188H136V185H134V186H131L130 185V182L131 181H133V180H131L132 179V177H133V175H134V172L137 170V165H134V161H136L135 160V158H132V159H130L129 158V156H128V153H127V155H125L124 153H123V151L122 150H124V148L122 147V146H124V144L121 146V144H122V142H125V144L127 145V143L126 142H128V141H126L127 139L129 140V138H133V140H134V135H136L137 133H134V135H133V130H131ZM174 129V130H175ZM176 129V130H177ZM182 129V128H181ZM137 130V129H136ZM187 130V129H186ZM185 130V131H186ZM250 130V129H249ZM163 131H165V130H163ZM172 131V130H171ZM179 131V130H178ZM184 131V132H185ZM212 131V132H213ZM134 132H136V131H134ZM174 132V131H173ZM172 132V133H173ZM183 132V133H184ZM245 132V131H244ZM171 133V134H172ZM185 133H187V132H185ZM204 132H202V133H200V134H203ZM102 134V133H101ZM170 134V135H171ZM178 134V133H177ZM195 134V136L193 137V138H191V139H195V140H198V137H197V135H196V133H194ZM199 134V135H200ZM206 134V133H205ZM253 134V133H252ZM245 135V134H244ZM103 136V135H102ZM191 136V135H190ZM189 136V137H190ZM215 136V134H212L211 135V139H212V137H214ZM217 136V135H216ZM142 137H143V135H142ZM163 137V136H162ZM180 137V136H179ZM222 137V136H221ZM241 137V136H240ZM244 137V136H243ZM138 138V137H137ZM167 138H169V136L167 137ZM173 138H174V136H173ZM207 138H209V137H207ZM206 138V139H207ZM142 139V138H141ZM210 139V140H211ZM99 140H100V138H99ZM171 140H173V139H171ZM175 140V139H174ZM209 140V141H210ZM244 140V139H243ZM103 141H104V139H103ZM184 141V140H183ZM187 141V139L185 140V142ZM192 141V140H191ZM190 141V142H191ZM199 141V140H198ZM179 142V141H178ZM193 143H194V141H192ZM197 142V141H196ZM101 143V142H100ZM103 143H105V142H103ZM173 143V142H172ZM175 144H176V141L174 142ZM187 143V142H186ZM198 143V142H197ZM219 143H221L220 141H219ZM218 143V144H219ZM130 144V143H129ZM174 144V145H175ZM181 144V143H180ZM179 143L178 144H176L175 145V147H177V145H180ZM223 144V143H222ZM135 145V144H134ZM188 145V144H187ZM191 145V144H190ZM190 145L189 146H186L185 147V145L183 144L182 146L180 145L179 146V148H174L173 150L174 151H172V149H171V151L169 150V152H168V155L165 153H162L163 155H164V157H166L167 156V158H162L163 159V161H164V166L165 167H167V171L165 170V171H161L160 172V170H157V173L154 171V173H151V174H153V176H154V180L155 181H158L157 183H158V186H159V183H163V182H165L167 179H173V177L175 176L176 177V175L179 177V175H180V173L179 172H181L182 171V169H183V166H184V164L186 165L187 164V161H185L186 159H184V161L186 162V163H184L182 160H183V158H187L188 159V157H189V159H191L190 157H192V161H194L193 160V157H196V156H200L201 154H194L195 152H198V150H194V153H193V151H191L190 149H188V147H190ZM197 145L198 144H196V147H197ZM223 145H225V144H223ZM125 147V146H124ZM137 147V146H136ZM200 147V146H199ZM199 147H197L198 149H199ZM128 148H129V146H128ZM131 148V147H130ZM201 148V147H200ZM220 148H222V147H220ZM226 148V147H225ZM194 149H195V147H194ZM202 149V148H201ZM126 150V149H125ZM203 150V149H202ZM166 151V150H165ZM200 151V150H199ZM205 150H203V152H204ZM127 152V151H126ZM161 152H163V150L161 151ZM203 152H201V153H203ZM204 153H206V151L204 152ZM158 154H161V153H158ZM207 154V153H206ZM219 154H220V156L219 155H217L216 157H218V158H222L223 156H224V154H225V149L223 148V149H220V151H219ZM166 155V156H165ZM114 156V159H112V161H113V163H111L112 161H111V158ZM138 156V155H137ZM159 156V155H158ZM157 156V157H158ZM160 157V156H159ZM158 157V158H159ZM162 157V156H161ZM202 155H201V159H202ZM200 158V157H199ZM115 159L117 160V162L118 163H116V161H115ZM162 159H160L159 160V163L161 162V160ZM195 159V158H194ZM200 159V160H201ZM138 160V159H137ZM145 160H147V159H145L144 158V160L143 161H145ZM158 160V159H157ZM191 160H189V161H191ZM205 160V159H204ZM142 161V160H141ZM142 161V162H143ZM150 161V160H149ZM149 161H147V162H149ZM151 161H153V160H151ZM198 161H199V159H198ZM181 162L183 163V165L181 164ZM195 162H196V160H195ZM145 163H146V161H145ZM152 163H154V161L152 162ZM158 163V162H157ZM157 163H154L155 164V166L156 167H159V168H161L160 166H158V164ZM178 163V164H177ZM181 164V171H178V173L179 174H175V175H173V173L175 172V171H173V167L177 164V165H180ZM189 163V162H188ZM190 163H193L194 164V162H190ZM189 163V164H190ZM101 164V163H100ZM113 164V165H112ZM143 164V163H142ZM154 164H152V165H154ZM197 164V163H196ZM144 165H146L147 166V163L146 164H144ZM139 166V165H138ZM173 166V167H172ZM194 166H196V165H194ZM198 166H199V164H198ZM196 167V168H199V167ZM212 166V165H211ZM141 167V166H140ZM147 167H149V166H147ZM146 167V168H147ZM169 167H172V168H169ZM177 167V166H176ZM145 168V167H144ZM151 168V167H150ZM194 168V167H193ZM192 168V169H193ZM195 168V169H196ZM138 169H139V167H138ZM142 169H143V167H142ZM141 169V170H142ZM177 169V168H176ZM150 170V169H149ZM179 170V169H178ZM187 170H190V169H187ZM187 170L185 171V169H184V171L185 172H187ZM96 171V170H95ZM195 171V170H194ZM194 171H193V173H194ZM185 172H181V173H185ZM190 172H191V174H193L192 173V171L190 170ZM196 172V171H195ZM187 174V173H186ZM196 174V173H195ZM97 175V176H98ZM188 175V174H187ZM253 175V174H252ZM256 175V174H255ZM89 176V175H88ZM174 177V179L173 180H175L176 178H177V180H178V177H176L175 178ZM180 177H181V175H180ZM179 177V178H180ZM88 179H90V182L89 183H91V180H92V183H93V180H95V178H94V175L92 176V174H91V176H89V177H87V178H85V180H88ZM96 179H97V177H96ZM100 179H98V183H100L101 182V180ZM89 181V180H88ZM100 181V182H99ZM169 181V180H168ZM157 183L156 182H153V181H151L150 182V184H149V187H148V190H149V192H153L154 190H155V188H156V186H157ZM188 183V182H187ZM189 184V183H188ZM99 185H101V184H99ZM164 186H165V184H163ZM170 185V184H169ZM172 185V184H171ZM97 186H98V184H97ZM164 186H163V189H164ZM98 187H100V186H98ZM95 188L96 190L93 192L94 194V198L96 199V198H98L99 196H101L102 194L99 192V188ZM103 187V186H102ZM189 187V186H188ZM94 188V187H93ZM101 188V187H100ZM178 188V187H177ZM176 188V189H177ZM179 188L181 189V187L179 186ZM187 188V187H186ZM186 188H185V190H186ZM175 189V188H174ZM182 189H183V186H182ZM215 189V188H214ZM238 190V189H237ZM138 191V190H137ZM179 191H181V190H179ZM179 191H177L178 193H177V195H175V194H173L172 196L171 195H169V196H165L167 199H169V203H171V205L168 207L169 208V210L167 211V212H165V214H168L169 216H171V215H178V222H180V221H183V220H187V221H189V220H192L193 218H194V216H195V214H197V213H201V217H200V215H199V219H198V217H197V219H196V223H195V226L198 228V229H202V232L200 231L198 234V237L197 238H191L190 236H188L187 235V233H185V232H187L188 230H190V226H189V229H188V225L186 226V227H177L176 229H177V232H179L180 234H182V237H178V234L177 233H174V232H172L171 230H172V228H167V230L166 231H168L169 232V234H170V236L169 237H166V241H164V248L162 247V250L161 251H163V253L162 254H164L165 253V255H167V260L165 261L164 259L162 260V261H165V263H163V264H182V262H186L187 264L189 263L188 261H187V259H190V260H192V262L193 263H191V264H214V263H216V259H217V261L218 260H220L219 258H220V256H218L216 259L214 258V256H215V254H216V252H217V254L219 255V253L218 252H220V253H222V254H224V253H228V258H229V260H230V264H241V263H243V260H245V259H243L244 257H243V251H242V249H243V247L245 246V242H242L241 241V239H240V236H241V234H240V230L239 231H237V228L235 227H228V225L227 224H225V223H223V220H225L224 219V215L222 216L223 217V219H221V221H222V224H221V226H223V227H225L226 228V225H227V227L229 228L228 229V231H227V233L229 234V235H225V237H221L220 235H217V239H218V246H216V245H214L213 243H211V244H209V242H207L206 241V239L205 240H203V236H201L200 234L201 233H203V231L205 230V229H207L208 228V226L210 227V225L214 222V221H216L215 220V218L214 217H212V214L210 215V213L212 212L211 210V212L208 210V209H206L207 208V204H206V208H205V204H201V202H203V199H195V197H193L192 195H191V193L190 192H188V195H185L184 194V192L185 191H183V193H182V191H181V193L179 192ZM187 191V190H186ZM188 191H190V190H188ZM193 191V190H192ZM163 192H164V190H163ZM207 193V192H206ZM213 192H211V194H212ZM216 193V192H215ZM219 193V192H218ZM159 194V193H158ZM221 194V193H220ZM219 194V195H220ZM104 195V196H105ZM157 195V194H156ZM195 195V194H194ZM188 196V197H187ZM205 196H206V194H205ZM222 196V195H221ZM162 197H164V195H159V202H160V200H161V198ZM175 197H180L181 199H176ZM195 199V200H194ZM157 200V199H156ZM158 202V203H159ZM205 202H207L206 200H205ZM100 204V203H99ZM201 204V205H200ZM208 204H210V203H208ZM101 205V204H100ZM203 205H204V208H202L201 210H200V208H199V206H202L203 207ZM164 206V205H163ZM222 207V206H221ZM92 208V207H91ZM210 209H212L211 207H209ZM243 209H246V208H243ZM163 211V210H162ZM83 212H85V211H83ZM92 212H90V213H92ZM99 212V213H98ZM246 212L248 213V211L246 210ZM82 213V212H81ZM153 213V212H152ZM199 213V214H200ZM221 213H223V212H221ZM225 213V212H224ZM230 215H231V213H229ZM213 215H214V213H213ZM220 215V214H219ZM164 216V215H163ZM215 216V215H214ZM89 217V216H88ZM195 217V218H196ZM217 217V216H216ZM159 218V217H158ZM180 218H182V220H180ZM194 218V219H195ZM220 218V217H219ZM87 219V218H86ZM204 219H205V221H204ZM231 219V218H230ZM88 220V219H87ZM86 220V221H87ZM172 220H173V218H172ZM84 219H83V221L81 222V225H77V227L76 228H74V229H70L69 230V232H68V234H72L71 235V243H73V240H78L79 239V237H81V234L83 233V232H86V233H88V234H94V233H97V232H95V231H97L98 229V227H96V225H92V226H90L89 224H88V222H86ZM225 221H228L227 220V218H226V220ZM96 223V222H95ZM78 224V223H77ZM209 224V225H208ZM215 224V223H214ZM214 224H212V225H214ZM208 225V226H207ZM93 226H95L96 228H94ZM107 226H108V228H107ZM123 226H125V225H123ZM191 226H193V225H191ZM212 227H214V226H212ZM218 227H220V226H218ZM122 228H124V227H122ZM160 228H162V227H160ZM196 228V229H197ZM220 228H222V227H220ZM224 228V229H225ZM233 230H232V229ZM211 229V228H210ZM218 229V228H217ZM216 229V230H217ZM227 229V228H226ZM191 230H192V228H191ZM190 230V231H191ZM78 231V232H77ZM75 232H77V233H75ZM125 232H127V231H125ZM220 232V229H219V231H218V233ZM188 233H190V232H188ZM126 234V233H125ZM217 234V233H216ZM191 235V234H190ZM206 236H207V234H206ZM209 236V235H208ZM228 236V237H227ZM93 238V237H92ZM91 238V239H92ZM181 238H182V240H181ZM200 238H202L201 240H200ZM209 239H210V237H208ZM213 238V237H212ZM193 239H196V243L195 244H192V242H191V240H193ZM138 240V239H137ZM197 240H198V242H197ZM189 242V243H188ZM191 242V243H190ZM82 244V242H80V241H77V242H75V246H78L79 244ZM91 244V243H90ZM135 244V243H134ZM149 244V243H148ZM111 245L109 246L108 245V247L107 248H104V249H102V250H99V251H97V250H95V251H93V249L91 250V251H89L90 253H88L89 255L87 256V257H85V258H83V257H80L79 255H77L76 254V252L74 251V254H72L71 255V257L73 256V262H74V264H85L86 262H90V263H94V264H97V263H99L100 262V260L98 259V256L96 255V253H102V252H105L106 250H108L110 247H111ZM138 245V244H137ZM158 245V244H157ZM133 246V245H132ZM176 246H180V248L182 249V251L184 252V251H188L189 252V250H190V252H192L193 253V255H192V258L190 257H187L186 255H183L182 256V258H180L179 257V259H178V261H176V258L175 257H171V254L172 253H170L169 251V249L170 248H173V247H176ZM117 247V248H116ZM151 248V247H150ZM84 250V249H83ZM110 250V249H109ZM108 250V251H109ZM148 251V250H147ZM111 252V251H110ZM146 252V251H145ZM186 252H184V253H186ZM107 253V252H106ZM178 253V252H177ZM203 253H205V256H204V254ZM86 254V253H85ZM137 257H138V255H140V254H137V253H134ZM187 254V253H186ZM221 254V255H222ZM154 255H156V254H154ZM108 256V255H107ZM190 256V255H189ZM222 256H226V255H222ZM3 257H6L5 256V254H0V258H3ZM104 257L106 258V254H104ZM145 257V256H144ZM158 257V256H157ZM227 257V256H226ZM161 258H162V256H161ZM205 258H207V259H205ZM111 259V261L113 260L112 258H110ZM158 259H160V257L159 258H157V260ZM199 259H201V261H200V263H198L197 262V260L199 261ZM222 259V258H221ZM2 260V259H1ZM3 260H4V258H3ZM13 260V259H12ZM206 260V261H205ZM17 261V260H16ZM158 261H160V264H162L161 263V260H158ZM7 262V261H6ZM6 262L4 263V264H6ZM12 262V261H11ZM197 262V263H196ZM229 262V261H228ZM227 262V263H228ZM256 262V261H255ZM17 263V262H16ZM110 262H109V260H106L105 261V263L104 264H109ZM155 263H158V262H156L155 260H153L152 259V262L150 261L149 262V264H155ZM186 263H184V264H186ZM220 264V261L219 262H217V264ZM245 263V262H244ZM248 263H249V261H248ZM262 263V262H261ZM11 264V263H10ZM14 264V263H13ZM159 264V263H158ZM258 264V263H257ZM262 264H264V263H262Z\"/></svg>",
    "mask_w": 264,
    "mask_h": 264
}]
</instances>
